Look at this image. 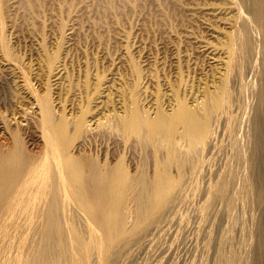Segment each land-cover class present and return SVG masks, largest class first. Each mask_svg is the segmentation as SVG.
Masks as SVG:
<instances>
[{
    "label": "rangeland",
    "instance_id": "1",
    "mask_svg": "<svg viewBox=\"0 0 264 264\" xmlns=\"http://www.w3.org/2000/svg\"><path fill=\"white\" fill-rule=\"evenodd\" d=\"M258 2L0 0V115L2 119L6 115L3 121L7 120L9 128L19 127L25 148L37 153L38 148L43 145L42 131L37 125L40 117L37 99L43 97L50 102L51 109L55 112L51 119L55 124L51 126L48 135H54V143L58 149L69 146L73 157L77 155L78 159L85 161V158L94 161L92 158L96 157L95 162L99 165L105 162L109 167L119 168V177L125 178L127 183L149 180L153 185L147 192L140 189V184L136 189L119 190L118 197L116 196L119 198V205L116 206L119 214L113 213L115 204L111 203V195L104 205L88 203V208L100 211L101 217L98 211H93L100 217L97 216V222L95 218L93 227L90 219L86 221L89 214L80 209V206L77 207L78 203L69 206L70 218L68 222H64L68 230L62 228L63 224L58 229L54 227L55 230L52 226L38 224L40 228L37 230L41 231H37L41 233L40 237L38 235L39 239L32 233L35 229H26L32 226L36 228V224L30 227L16 222L22 227H19L20 233L23 225L28 231V234L25 230V234L21 235L31 237L30 231L34 235L31 238L27 236V239L21 235L13 236V233L19 232V228L15 226L17 224L12 225L8 221L4 229L1 223V229L6 230V226L12 229L13 226V232L7 228L9 232L4 234L0 230V239L3 236L7 240L9 238L5 243L2 242L3 246L0 242V259L14 264L17 257L20 264H38L34 257L45 253V264H67L68 258L70 263L72 256H67V252L72 250L69 248L72 247L69 240L76 238L73 234L79 236L84 244L86 241H94V236H98L99 250L89 251L86 264H200L202 260L204 264H224L230 259V255L231 258H240L236 264H254L261 248L259 246L257 249V237L252 232L253 225L251 220L249 222V217H255L258 211L253 202H248L243 194H238L239 189L248 183L250 173L241 170L240 160L234 162V172L230 169L233 159L230 154L228 156L227 148L231 137L223 134L224 127L220 120L223 117L221 112L224 95L229 93L233 96L235 93L228 86V80L234 74L236 43L241 39L237 33L240 10L249 12ZM254 36L251 37L253 44ZM242 51L247 52L246 49ZM244 56L242 54L243 58L240 60L242 68L247 62L243 74L245 109L238 113L242 122L235 136H241V143L250 148L256 140L258 129V125L256 128L250 122L257 105L255 94L259 83L256 74L264 67L260 44H256L255 50L248 53L246 58ZM131 94L137 96L136 99ZM206 94H215L218 103H213L210 116L204 115L201 118L204 127L198 138L190 143L176 140L175 154L170 158H166L169 139L165 137V131H159L151 137L150 130L147 131L149 128L143 124L144 127L140 126V130L136 127L131 132L122 127L119 116L122 118L127 109H130L131 104L128 103H131V98L139 102H136L139 104L137 108L142 115L153 117L155 109L169 112L177 98L180 102L191 105L195 104L194 100L200 102ZM113 115L116 117L115 122ZM236 115L237 112L232 108L230 120ZM77 117L82 118L87 126L84 123V127L79 130L74 127ZM2 119L0 138L5 129V124L2 125L1 122H6ZM101 127H104L105 133ZM88 129H93V133ZM125 131L129 134H125ZM221 151L227 153L223 161L217 163L221 175L227 174L224 178L217 177L212 171V160ZM88 159L87 162L90 161ZM179 166L182 169L180 173L176 169ZM263 171L264 168L259 163L253 174L256 180L260 181ZM195 172L196 186L188 191L184 184L191 180ZM162 184L165 188H161L162 193L158 194V189L154 186L158 185L160 188ZM204 184H209L211 192L217 194L216 198L212 194L209 198L199 199V190ZM222 188L232 196L231 212L224 224L217 221L225 201V197L218 194V190ZM161 199L164 202L159 203V211L154 215L149 210L151 203L155 200L160 202ZM199 201L210 202L209 215L191 220L200 210ZM72 210L74 214L71 213L70 216ZM102 210L105 212H101ZM117 215L119 219L115 221ZM7 223L11 226L6 225ZM114 224L115 228L110 230ZM248 227L251 231L246 230ZM51 228L54 233L49 231ZM45 229L52 236L46 234ZM191 229H197L193 238L189 233ZM66 230L70 232L67 233ZM57 231L65 235L71 234L69 236L72 238L67 235L56 238ZM9 233L10 236L12 234L13 241H19L8 245L12 240V237H8ZM45 234L51 237L48 238ZM25 238L28 242H33L34 246L27 243L29 248L26 249V244L20 243L25 242ZM184 241L192 245L193 251L190 258L182 261ZM38 243L40 246L36 245ZM15 244L19 248L13 247ZM88 245H93V242ZM32 247L35 250H31ZM41 247L45 250H41ZM60 247L62 251L58 249ZM4 248L8 250L2 251ZM79 253L82 254L81 251ZM71 254L72 251L69 255ZM1 256L6 257V260Z\"/></svg>",
    "mask_w": 264,
    "mask_h": 264
},
{
    "label": "bare ground",
    "instance_id": "2",
    "mask_svg": "<svg viewBox=\"0 0 264 264\" xmlns=\"http://www.w3.org/2000/svg\"><path fill=\"white\" fill-rule=\"evenodd\" d=\"M258 1H259L258 4L255 5L254 7H251L249 9V12H247L243 9L240 10L239 25L237 27V31H238L237 33L239 34V37L241 39L238 40L239 39L238 38L237 39L238 41L236 43V55H235V60H234V74L228 80L229 81L228 86L232 90H234L235 93L233 96L230 95L229 93H226L224 95L223 102H222L223 111L221 112V114H223V117L220 120V123H221V126L224 127L223 134L231 137V143H230V145H228L229 148H227L228 156L230 154V156H232V159H233V162L230 164V169H232V171L234 172V169H233L235 167L234 162H237L238 160H240L239 163L241 164V170H246L250 173L248 183L246 184V186L239 189L238 192H240V193H238V194L239 195L243 194L244 195L243 198L246 197L248 202H253L255 207L257 208L256 209L258 211L257 215L255 217H253L252 215L249 217L250 218L249 222L251 220L252 221L251 225H253L252 226V228H253L252 232H254L256 234V237H257V247H258L257 249H259V246L261 248V250H258V257H257V260L254 262V264H264V171L262 173L260 181L256 180V177L253 176V174L255 172V168L259 163L264 168V67L256 74V77H257V80L259 83V85L257 84V89H256V94H255L256 99H257V105H256V110H255V112H254V114L250 120V122L253 123L256 126V128L258 125L256 140L254 141V144L250 148H247L241 143V141H243L242 137L241 136L240 137L235 136V133L238 129V126L242 122L241 115H239L238 113L243 112L245 109V106L243 103V96H244V93H243V90H244L243 89V85H244L243 74H244L245 68L247 67V62L245 64L244 68H242L241 67L242 64H241L240 59H242L243 57H241V55L243 54L247 57L248 53H252L255 50V45L260 44V46H261V60L264 63V0H258ZM230 25H233V24H230ZM251 30L254 31V33ZM251 32L253 34L252 36L255 35L254 36L255 40H253L254 44L251 43V40H252L251 39V37H252ZM205 45H207V44H205ZM205 45H203V46H205ZM242 49H246L247 52L243 53ZM208 53L211 54V51H209ZM245 56H244V58H246ZM243 62L244 61H242V63ZM131 95H132V97H134L133 94H131ZM136 97H134V98L136 99ZM20 98H19V100H21ZM45 100H46V98H43V97H40L37 99V103H38L37 105L39 106V109H38L39 112L38 113H40V117L38 118L39 120L37 119L38 120L37 125H38V127L41 128V131H42L41 136L44 139L43 145L40 148H38L39 150L37 153H32V151H29L25 148V145L23 143L24 141H22V139H21L23 137L20 138L19 127H17V129L9 128V124L7 123V120H4L6 122L3 121L4 116H6V115H3V119L0 115V118L4 122V123L1 122V124L2 125L5 124L4 125L5 129L3 127V129H4L3 134L4 135L2 138H0V225L2 223L4 229H5V227H4L5 223L8 221L9 222L11 221L12 225L17 224L16 222H18L20 225L21 224L30 225V227L32 226V224H34V225L36 224L37 226H39L38 224H40L41 226L45 224L48 226H52V228L55 227L58 229V226H60L62 224L64 225V222L69 221L68 220L70 218L69 214H68L69 213V206L74 205L75 203H78L77 207L80 206V209H83L85 213L89 214L86 216L87 218L89 217L88 219L86 218L87 219L86 221H88L90 219L89 222H92V227H93V224L95 223V218H97L96 222L98 221V217L100 216L99 215L100 211L97 210L98 211L97 212L96 210L88 208V205H87L88 203L94 202V203H98L100 205H104L108 202V196L111 195V203L115 204L114 205L115 208H113V213L119 214V212L117 210V207L119 205V203H117L119 201V198H117L119 190L136 189V188H138V184H140V186H139L140 189L143 192H147L149 189H151L153 187L151 181H149V180H143V181L137 182V183H127L125 181V178H123L122 176L119 177V168L116 169L114 167H109L108 164L105 162H104V164L102 163L99 165V163H97V161L95 162V160L97 159L96 157L95 158L93 157L94 159L92 158V160H94V161H91L88 158H85L86 161L81 159V158L78 159L76 157L77 155L75 157H73V154L71 153L69 146L61 147L60 149H58L54 143L55 142L54 135H53V137H52V134H51V136L48 135V133L51 132L50 131L51 126L53 124H55L51 120L54 111L51 109L52 105L50 104V102L48 100H46V101ZM126 101H128V100H126ZM16 102H17V100H16ZM136 102H138V101H136V100L133 101V98H131V103L127 102L128 104H131L130 109H127V112H125V115L122 118H121V115L119 116L121 121H122L123 129L125 128L129 132H131V131H135L134 129H136V127L137 128L139 127L138 130H140V126L141 127L147 126L149 128L147 131L150 130L149 136L151 135V137H153V135L159 131H165L166 132L165 137L167 139H169L166 158H170L175 154V142H176V140L177 141H186V142L190 143L191 140L194 141L198 138V135H199L201 129L204 127V124H202V122L200 121L201 118L204 115L210 116L212 113V109L214 108L213 103H218V101H216L215 94H206V95H204V99H202L200 102H197L196 100H194L195 104H191V105H186L184 102H180V100H178V98H177V100L174 101V103H173L174 106L171 109L169 108L170 109L169 112L162 111V109H158V111H157V109H155L156 114L153 117H149L150 115L147 116V114H145L144 111L142 113L145 114L146 116L141 114L140 110H138V108H137V106L139 104H137ZM131 106H133V107L131 108ZM157 107H159V106H157ZM157 107H155V108H157ZM126 108H129V107H126ZM232 108L235 109V111L237 112V115L234 119L230 120L229 115H230V110ZM149 109H150V107H149ZM125 111H126V109H125ZM121 112H124V110ZM152 113H153V111H152ZM25 115H28V114L25 113ZM25 115H23V116H25ZM106 115L108 116L109 114H106ZM110 115L112 116V114H110ZM13 116L11 115L10 117H13ZM17 116H18V114H17ZM113 116H114V122H115L116 117H115V115H113ZM20 118H22V117H20ZM105 118H106V116L104 117V119ZM1 119H0V121H1ZM64 119L66 121V118H64ZM72 119H74V118H72ZM98 119H99V117H98ZM108 119H109V117H108ZM86 121H88V120H86ZM111 121L113 122V119ZM121 121H120V123H121ZM74 122L76 123V126H74V127H76L78 130L80 128L84 127L83 124L85 123V121L82 118L78 119V117H77V120H74ZM74 122H72L71 124H73ZM96 123L98 124L99 122H96ZM120 123H118V124H120ZM142 124L144 126H142ZM73 125H75V124H73ZM99 125H101V124L99 123ZM23 126L25 127V125H23ZM86 126H87V124H86ZM120 126H121V124H120ZM6 127H8V128H6ZM38 127H35V128H38ZM117 127H118V125H117ZM103 128L101 127V130ZM121 128H118V129H121ZM145 128H143L144 131H145ZM111 129L114 130L113 128H111ZM92 130H89V131H92ZM93 131L90 133H93ZM104 131H106V130L103 129V132ZM121 131H123V130L121 129ZM128 131H127V133H128ZM86 132H87V130H86ZM127 133L125 131V134H127ZM24 136H25V134H24ZM149 136H147V137H149ZM91 137H92V135H91ZM77 146H76V149H77ZM33 152H35V151H33ZM226 155H227V153L225 151H221V152L217 153L212 160V162L214 163V167H212V171L215 173V175L217 177H223L224 178L227 176L226 173H224L223 176L221 175V172L219 171V168L217 165V163H220L223 161V159L226 157ZM87 159L90 161L87 162ZM180 165H182V164H180ZM116 167H118V165ZM176 169H177L178 173H180L182 171L180 166ZM160 174H164V173H160ZM196 177H197V173L195 172V173H193L191 180L187 181L184 184L185 189H187L189 191L194 186H196L195 185ZM228 184L232 186V184H230V183H228ZM154 187H156L158 189L157 190L158 194L162 193V191L160 190L161 188H165V187H163V184H162V187H160V188H158V185H155ZM218 191H220L218 193L219 195H223L225 197V201H224V206L222 208V211L220 213V217L217 218V221L220 224H224V223H226L225 218H227L228 214L231 212L232 196L229 193H226L225 189H223V188L219 189ZM115 193H117V194H115ZM215 193H217V192H215ZM212 194H213V198L217 197V194H214L209 189V184H204L203 187H201L199 190V199L202 200L204 197L209 198L212 196ZM114 197H116V198H114ZM161 202H164V199H161L160 202L155 200V202L151 203V207L149 208V210H151L154 213V215H156V213L159 211L158 205ZM199 202L201 204L200 210L194 217H191V220H196L197 218H205L209 215L208 206L210 205V202H203V201H199ZM248 202H246V203H248ZM253 203H251V204H253ZM244 205H245V203H244ZM246 206H247V204H246ZM250 207H252V205ZM255 207H253L254 211H256ZM71 209H70V211H71ZM248 209H249V207H248ZM17 210L19 211L18 213H17ZM73 210H72V212H70V216H71V213L74 214ZM249 210H251V209H249ZM93 211H96L99 216L95 215V212H93ZM101 212L104 213L105 211L102 210ZM118 219H119V217L117 215L115 221H117ZM12 220L14 221V224H13ZM89 222H88V224H89ZM8 224L9 223H7L6 225H8ZM20 225L18 226V224H17L15 226H17L19 228L22 226V225L21 226ZM25 225H23V231H25L26 229L27 230L31 229V231L33 229V231H34V229H35L36 230L35 232L37 235L35 234V232H32V233H34L35 237L38 238V235L39 234L41 235V233H37V231H38L37 228H40V226L39 227L36 226V228L32 226V228L27 227L25 229V227H26ZM63 225H62V228L64 229L65 225L64 226ZM66 225H67V223H66ZM90 225H91V223H90ZM115 225L116 224L112 225L110 227V230H113L115 228ZM6 227L9 228L8 226H6ZM11 227H12V229L11 228H9V229L12 231L13 226H11ZM7 228H6V230H3L0 228V230H2L3 233L5 234V233L9 232V231H7ZM52 228L49 231H52ZM55 228H54V230H55ZM67 228L68 227H66L65 229H67ZM46 229L44 230L46 232V234L48 233V235H51V232L49 234V232L46 231ZM14 230L16 231V227ZM18 230H19V232L14 231L15 233H13V236L15 234H16V236H19V235L24 233L23 231H22V233H20V230H21L20 228ZM246 230L251 231V229H249V227ZM4 231H7V232H4ZM31 231H30V235L32 237L34 235H32ZM61 231H63L62 233H64V230H61ZM61 231L56 232V235H57L56 238L58 236L59 237H61V236L67 237L68 236V238L69 237L72 238V236L76 237V238H73L72 241H71V239L69 240V244H71V246H72V247L69 246L70 249L72 248V250H71L72 254L69 255V253L71 251L68 250L69 252H67V254H68L67 256H69V257L72 256V257H71L70 263L68 262L69 261V258H68L67 264H86V258L89 255V251L91 253L93 250H97V249L99 250V246H97L98 236H94V238H93L94 241L90 242V243L93 242V245L89 246L88 245V244H90L89 241L88 242L86 241L85 242L86 244H84V242L82 240H80L81 238L79 236H76L73 234H72V236H69L71 234L67 235V233L70 232V230L67 231V233H66L67 236L65 234H62ZM45 232H43V233H45ZM52 233H54V232L52 231ZM71 233H73V232L71 231ZM189 233H190L191 238H193L197 234V229L196 230L191 229ZM26 234H28V231L26 232ZM46 234H45V236H47ZM1 235H3V234H1ZM40 235H39V237H40ZM21 236L27 238L28 235H25V236L21 235ZM0 237L2 238V236H0ZM8 237H12V234L10 236V233H9ZM31 237L28 236V238H31ZM50 237H48V238H50ZM53 237H54V234H53ZM6 238H7V236H6ZM43 238L45 239V237H43ZM3 239H0V240H3V241H0L1 246H3L2 242L5 243L6 242L5 240H7L4 238V236H3ZM20 239L22 240L23 238H20ZM8 240H9V238H8ZM15 240L13 241V237H12V240L9 243L7 242L8 245L10 243H13V242L15 243V242L19 241V239H15ZM26 240H23L25 242L20 241V243L21 244L25 243L26 249H27V247L29 246V245H27V243L31 245L33 242H28V240L26 242ZM70 241L72 243H70ZM20 243H18L19 246L23 247V245H20ZM35 243H37V241ZM6 245H4V246L6 247ZM36 245H39V243ZM13 247H18V246H17V244H15ZM42 247H43V245H42ZM42 247H41V250L44 249V248L42 249ZM11 248H9V249H11ZM18 248H16L17 252H18ZM34 248L32 247L31 250H35ZM61 248L62 247H60L58 249L60 250ZM24 249H25V247H24ZM36 249L38 251L37 247H36ZM7 250H8V248H6V249L4 248L2 251H7ZM13 250H15V249H13ZM65 250H67V249L65 248ZM61 251H62V249H61ZM79 251H81L82 254H80ZM192 251H193L192 245L188 244L186 241H184L183 245H182L181 260L185 261L186 259L190 258ZM8 252H10V251H8ZM8 252H6V253L8 254ZM11 253L14 254V252H12V251H11ZM15 253H16V250H15ZM19 253L21 254L22 252H19ZM0 255H2V254L0 253ZM4 255H5V253H4ZM8 255H10V253ZM45 255H46L45 253L44 254L39 253V256H38V254H36V256L33 255V256H35L34 258L37 259V260L35 259V262L37 261L38 264H45V262H46L45 261ZM3 256H1V257H3ZM11 256H12V254H11ZM232 256H233V254H232ZM14 257H16V256H14ZM3 258H5V260H6V257H3ZM7 258H8V256H7ZM235 258H237V260ZM235 258H233V257L231 258V255H230V259H228V261H226L224 264H236V262H238L240 260V258L239 257H235ZM238 258H239V260H238ZM1 259H0V262H1ZM11 259H12V257H11ZM14 259H13V261H14ZM19 260H21V258ZM24 260L25 259H23V261ZM3 261L4 260L2 259V264H3ZM8 261H10V260H8ZM15 261L17 262V257H16ZM224 261H225V259H224ZM16 262H14V264ZM5 263L9 264L10 262L7 263L4 261V264ZM16 264H20V262H17ZM23 264H25V263H23ZM200 264H204V260H202Z\"/></svg>",
    "mask_w": 264,
    "mask_h": 264
}]
</instances>
